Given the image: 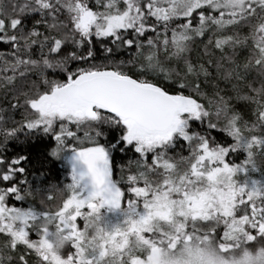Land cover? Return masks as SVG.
I'll return each mask as SVG.
<instances>
[{
    "label": "snow or ice",
    "instance_id": "6c2138e0",
    "mask_svg": "<svg viewBox=\"0 0 264 264\" xmlns=\"http://www.w3.org/2000/svg\"><path fill=\"white\" fill-rule=\"evenodd\" d=\"M0 264H264V0H0Z\"/></svg>",
    "mask_w": 264,
    "mask_h": 264
},
{
    "label": "trees",
    "instance_id": "16d2710c",
    "mask_svg": "<svg viewBox=\"0 0 264 264\" xmlns=\"http://www.w3.org/2000/svg\"><path fill=\"white\" fill-rule=\"evenodd\" d=\"M57 169H58L59 172H60V177H61V179H63V175H64L63 169H59V166H57ZM53 180H55V170H54V172H53Z\"/></svg>",
    "mask_w": 264,
    "mask_h": 264
}]
</instances>
